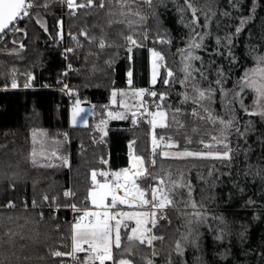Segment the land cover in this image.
I'll return each instance as SVG.
<instances>
[{"label": "trees", "instance_id": "trees-1", "mask_svg": "<svg viewBox=\"0 0 264 264\" xmlns=\"http://www.w3.org/2000/svg\"><path fill=\"white\" fill-rule=\"evenodd\" d=\"M81 1L85 7L67 20L68 37L63 41L58 27L63 6L57 0H32L30 18L15 25L19 31L13 29L0 37V264H63L52 253L70 245L71 202L91 208L92 171H122L132 155L150 166L139 180L142 188L155 186L157 176L171 174L172 180H178L183 173L198 207L169 206L164 211L167 218L158 220L153 229V234L164 237L153 241L155 256L151 247L124 239L122 226L121 248H113L115 261L264 264V118L247 115L238 99L231 105L241 131L251 123L245 137L234 132L229 135L234 150L231 159L164 158L160 152L168 148L163 146L153 156L146 114L137 122L108 119L113 92L150 87L157 93L151 98L152 111L159 110L156 105L160 104L170 125L155 128L157 138L168 141L171 137L177 146L170 149L176 152L203 149L197 141L210 140L205 133L218 134L215 129L221 126L194 119L191 111L196 105L191 100L184 103V94H195L194 83L201 89L222 87L229 99L233 89L240 91L237 85L244 73L256 67L255 57L264 56V0H191L198 9L200 27L196 31L207 33L201 47L193 50L201 59L192 65L202 69L206 79L193 72L195 79L186 85L180 83L185 75L183 50L194 33L187 26L193 17L185 0H151L150 5L145 0L124 4L121 0H93L91 6L87 0ZM205 14L207 28L203 27ZM237 28L241 30L237 32ZM127 36L141 47L129 51ZM145 36L154 39L156 47L157 38L167 40L161 47L167 65L160 68L154 85L150 84L148 54L142 47ZM67 48L72 49L68 59ZM166 69L173 71L168 84L164 83ZM218 78L222 85L215 83ZM26 83L30 86L25 87ZM67 83L76 92L73 98L91 108L87 126H70L68 99L61 90ZM161 93L165 94L163 102ZM241 95L245 105L252 104L250 89ZM224 99L217 91L211 107L227 120L232 113L227 112ZM145 107L146 102L142 113ZM177 108L185 125L179 130L172 122ZM193 127L200 131L193 133ZM33 133H46L40 137L46 158L38 155L35 164L32 151H39L40 145L34 144ZM185 134L193 143H187ZM52 151L57 155L51 156ZM59 156H67L70 166ZM68 190L72 199L65 195ZM181 191L186 193V189ZM193 211H199L203 219L189 225L184 213ZM189 228L192 235L184 240L182 234L187 235ZM177 242L183 247L182 254L175 250Z\"/></svg>", "mask_w": 264, "mask_h": 264}, {"label": "snow or ice", "instance_id": "snow-or-ice-1", "mask_svg": "<svg viewBox=\"0 0 264 264\" xmlns=\"http://www.w3.org/2000/svg\"><path fill=\"white\" fill-rule=\"evenodd\" d=\"M70 9L76 7H84V4H76L75 0H65ZM93 0H87V5L91 6ZM122 4L126 3L127 0H121ZM135 2V0H132ZM149 5L151 0H145ZM187 8L192 12V21L187 25L192 33H194V38L189 41L188 48L183 50L184 57V67L182 71L184 72V78L180 81L181 84H187L193 81L195 78L193 72H199L201 78L206 79L202 69H196L192 65V61L200 60L201 58L194 54V49H199L201 47V41L204 39V35L196 31L197 27H200L198 23V17L196 15L198 9L191 3V0H185ZM34 7L32 0H0V33H4L5 30L19 31V28H15L16 23L23 19L24 17L30 18V9ZM100 7L103 8L104 4L101 3ZM138 15V13H136ZM214 15V13H213ZM227 15V13H225ZM143 19V17H141ZM209 23V17L205 14V24L203 27L207 28ZM244 21H241L243 24ZM11 26V27H10ZM241 29L237 28L236 31L239 32ZM195 37H199L196 39ZM126 39L131 45H136L137 41L133 39L132 36H127ZM147 39V36H145ZM219 43V40L217 41ZM101 47L104 44L101 43ZM71 51V49H69ZM131 51V48H129ZM154 57L152 65V83L155 84L157 80L158 69L160 67H166L163 64L165 57L160 53L153 51ZM256 67L247 70L244 76L241 78L240 83L237 85L236 89H233L231 93V99H229L228 93L222 88L214 89L209 86L206 89H201L198 84H193L194 95L189 96L187 93L184 94V103L189 100L192 101L196 107L191 111V116L194 119H198L205 123H211L213 125L219 124L221 127L215 129L218 134H209L211 136L210 140H204L201 138L198 143L203 145L201 150H188L177 151L170 153L168 151L161 150L160 155L164 158H174L183 159L186 157L193 158H212V159H231V154L233 149L230 147L229 135L231 133L237 134L239 137H245L246 133L251 130V123L241 131L238 126V122L235 116V109L231 105L238 99L240 108L249 116H260L264 118V56L255 57ZM167 78H165L164 83L168 84L169 79L173 77V71L171 69H166ZM131 84V81H129ZM215 83L217 85H222L223 80L218 78ZM13 88L17 87L15 80H13ZM29 84H25V87H29ZM244 89H250L252 92V104L245 105L243 102V97L241 95ZM219 91L224 97L225 108L228 113L232 115L225 120L224 118L215 114L212 110L211 104L214 100L216 92ZM71 94V93H70ZM145 90H139L134 93L135 96L143 97ZM149 94L152 97H156L157 93L155 91H150ZM116 92L112 93L113 103H116ZM126 95L121 93V96ZM160 101L163 102L165 99V94L161 93L159 97ZM121 106L125 105L121 103ZM138 108L144 107L143 101L137 105ZM156 108L158 111H149L146 107L144 108L143 114H146L151 119L149 123L152 125L153 129L159 125L162 128H167L170 125L166 122L168 120V113L161 109V105L157 104ZM85 113V109L80 107V101L77 99L74 102L72 120L73 124L86 121L83 120L82 114ZM181 113V109L177 108L172 115V122L177 125V130L184 128V123L179 119L178 114ZM108 115L112 117L114 114L109 112ZM133 116L136 113L133 112ZM79 117V120H78ZM116 118H120V114H116ZM135 122V121H133ZM193 133L200 131L198 127L191 128ZM46 133H33L34 144L40 145V150L37 151L35 148L32 151L33 164L37 163L36 157L38 155L44 156L45 148L43 140L40 137L45 136ZM185 139L187 143H193L190 136L185 134ZM160 141H164V137L159 138ZM152 154L157 155L156 149L160 147V143L157 141V137L153 135L152 137ZM176 143L172 141L171 137H168V142L164 144L165 148L176 147ZM51 156H56L57 153L52 151ZM103 162V161H102ZM67 163V161H65ZM153 166H155V160L152 161ZM147 170L144 168V159L142 157H133V164L130 168H125L119 172L108 173L101 171L97 173L95 170L91 173V180L93 188L89 192L91 197V204L94 210H90L87 207L78 208L75 204L71 207L74 211L79 212L80 215L72 225V235H71V250L67 253L61 251H55L52 253L55 257L68 256L72 260L79 262V264H134L132 260L121 258L118 262L114 260L113 248H121L122 236L121 229L122 225L125 228V236L128 242L137 241L139 244H146L148 247H152L153 241L163 240V236H156L152 234V229H154L160 219H166L164 209L166 207L172 206L179 208L183 206L184 208L191 207L192 209H197L198 205L193 199V188L190 183H188L184 177L183 173L180 174L178 180H172L171 174L167 177L157 176V184L151 187L150 191L142 190L136 182V177L143 175ZM104 177L103 180H98L97 176ZM111 176V179H109ZM167 180V183H166ZM186 189V193L181 191ZM123 193L121 195L120 193ZM71 193L65 192L68 196ZM186 197V198H185ZM47 199V197H45ZM119 205H127L131 211H121L119 210ZM13 205H9L12 207ZM159 212V214H158ZM187 224L191 225L194 222H199L203 219L202 214L199 211H193L191 213H184ZM194 219H188V217ZM126 221L134 222V227L130 229L125 224ZM151 225V227H149ZM192 229L189 228L187 235L182 234L184 240H188V237L192 235ZM194 242V240H193ZM86 246V247H85ZM127 250V249H125ZM176 252L182 254L183 247L180 242L176 243ZM86 253V257L83 259L78 258L79 253ZM157 253L153 249L152 255L155 256ZM146 264H153L152 260H147Z\"/></svg>", "mask_w": 264, "mask_h": 264}, {"label": "built area", "instance_id": "built-area-1", "mask_svg": "<svg viewBox=\"0 0 264 264\" xmlns=\"http://www.w3.org/2000/svg\"><path fill=\"white\" fill-rule=\"evenodd\" d=\"M60 2H61V4H62V6H63V12H62V16H61V18H60V20H59V22H58V27H59V34H60V38H59V40L60 41H63L66 37H68V30H67V25H66V22H67V20L69 19V18H71V17H73V16H75V15H77L78 14V12L81 10V9H83V7H76V8H74V9H70L69 7H68V5H67V3L65 2V0H59ZM75 3L76 4H83L82 3V1L81 0H75ZM85 7V6H84ZM154 43H155V40L154 39H150V38H148L147 37V39H146V42H145V45L144 46H142L146 51H147V54H148V58H149V64L150 63H153V61H154V57H153V55H152V53H153V51H156V52H158L157 51V48H156V46H154ZM138 44V43H137ZM139 45V44H138ZM129 48H131V49H133V48H136V47H141L140 45L139 46H136V45H131L130 43H129ZM69 49H71V48H67V51H66V58L68 59L69 57H68V54L71 52V51H69ZM72 50V49H71ZM69 67V66H68ZM67 73V72H66ZM13 88V87H12ZM12 88H10V89H5V90H12ZM61 90L65 93V95H66V97H67V99H68V109L69 110H71V109H73V107H74V102L77 100V99H74L73 98V96H75L76 95V92L74 91V90H72V89H70V87H69V84L67 83V84H65V86L64 87H62L61 88ZM150 91H153L150 87L149 88H147V89H145V94H144V98L146 99V108L149 110V111H151V98H152V96L149 94V92ZM71 93V94H70ZM80 101V100H79ZM80 103H81V101H80ZM151 118L150 117H148V122H149V120H150ZM150 124V123H149ZM150 132H151V134H150V144H151V149L153 148V143H152V137H153V135H155L156 136V132H155V130H150ZM157 137V136H156ZM157 141H158V143H160V146H163L164 147V144L166 143V142H168L167 140H165L164 139V141H160L158 138H157ZM66 192H69V193H71L70 195H68L67 197H69L70 199H72V196H73V194H72V191L71 190H68V191H66ZM121 195H123V193L121 192L120 193ZM74 203H72L71 202V204H70V206H69V208H68V211H69V213H70V227H71V232H72V225H73V223L76 221V219L78 218V216L80 215V213L79 212H76V211H74L73 209H72V205H73ZM77 206V205H76ZM78 208H85V207H80V206H77ZM167 208L168 207H166L163 211H165V210H167ZM88 209H90V210H94L93 208H88ZM119 210H121V211H128V210H132V209H129L128 208V206L127 205H119ZM71 250V241H70V245H69V247H67V250H62V249H58L57 251H61V252H65V253H67V252H69ZM82 254H84L83 252L82 253H79L78 254V258L79 259H82ZM58 258H60V259H62L63 260V264H79V262H78V260L77 261H74V260H72L70 257H68V256H61V257H58Z\"/></svg>", "mask_w": 264, "mask_h": 264}, {"label": "rangeland", "instance_id": "rangeland-1", "mask_svg": "<svg viewBox=\"0 0 264 264\" xmlns=\"http://www.w3.org/2000/svg\"><path fill=\"white\" fill-rule=\"evenodd\" d=\"M57 1H59V0H57ZM60 20V19H59ZM59 22V21H58ZM60 33V32H59ZM59 38H60V34H59ZM156 41H157V51L158 52H160L162 55H163V53H162V49H161V47H163L164 45H167V40L164 38V37H160V38H157L156 39ZM163 45V46H162ZM164 56V55H163ZM165 57V56H164ZM163 64L166 66L167 65V59H166V57H165V60L163 61ZM161 68V67H160ZM159 68V69H160ZM159 72H160V70H159ZM159 75V74H158ZM165 77L167 78V71L165 70ZM151 79H152V72H151ZM169 79V78H168ZM139 99L137 100L136 99V97H135V103H137L138 105L140 104V102L141 101H143V105H145V98H144V96L143 97H138ZM120 100H122V99H118L117 97H116V103H113V96H112V99H111V105H112V107H115V106H117V105H120L121 103H123V100H122V102L120 101ZM125 104V103H124ZM151 107H152V101H151ZM129 106V105H128ZM80 107L81 108H83V109H85V113H83L82 114V116H83V120L84 121H86V123H84V122H79V123H77V124H73V120H72V114H73V109H71L70 111H69V117H70V124L71 125H73V126H87L88 125V122H89V117L92 115V111H91V108L89 107V106H87V105H84L83 103H80ZM129 107H131V105L129 106ZM143 108V107H142ZM151 111H152V108H151ZM158 111V110H157ZM133 112H137L136 110L134 111H132V114L131 115H133ZM142 110H141V108H139V110H138V114L134 117V119H133V121H135V122H137V120L138 119H140L141 117H142ZM117 114V113H116ZM116 114L115 115H113L112 117H108V119L110 118H116ZM78 120H79V117H78ZM147 120H148V118H147ZM105 125V124H104ZM157 127H160L159 125H157ZM156 127V128H157ZM150 130H155V129H153V127H152V125L150 124ZM162 147V146H161ZM149 149H150V153H151V155H152V149H151V144H150V146H149ZM166 151H168V152H170V153H174V152H176V151H173L172 149H170V148H168V149H166ZM133 157H136V156H134V155H132V159H133ZM59 158H60V160L62 161V163H64L66 166H70V161H69V158L67 157V156H59ZM65 161H67V163H65ZM148 163H150V161L148 162ZM151 165V164H150ZM144 168L147 170V168H150V166H149V164H147V166L145 165V162H144ZM146 173V172H145ZM145 173L143 174V175H141V176H138V177H136V182H137V184L140 186V188L142 189V190H147V189H144V188H142V186H141V184H140V182H139V180L145 175ZM104 178V177H103ZM109 178L111 179V176H109ZM97 179H98V177H97ZM151 187H154V185L153 186H149V189L147 190V191H150L151 190ZM92 190V189H91ZM90 200H91V197H90ZM126 211V210H125ZM128 211H131V210H128ZM159 213V212H158ZM127 222V221H126ZM149 227H150V225H149ZM152 234H153V229H152ZM145 246H147L146 244H144ZM151 249H153V245H152V247H151ZM194 264H199L197 261H195L194 262Z\"/></svg>", "mask_w": 264, "mask_h": 264}, {"label": "crops", "instance_id": "crops-1", "mask_svg": "<svg viewBox=\"0 0 264 264\" xmlns=\"http://www.w3.org/2000/svg\"><path fill=\"white\" fill-rule=\"evenodd\" d=\"M152 65H153V63H150V84L151 85H154L153 83H152V79H151V72H152ZM159 70L160 69H158V74H159ZM158 74H157V79H158ZM156 82H157V80H156ZM139 91V90H138ZM136 91H134V92H125V91H123V92H116L117 93V95H116V97L118 98V99H122L123 100V104L125 105L124 107H122L121 106V104L120 105H117V106H115V107H113L112 108V110L110 111L111 113H113L114 115L117 113V114H120V118H116V119H124V118H132V119H134V116L133 115H131L132 114V111L134 110H136L137 112H136V115L138 114V110H139V108L137 107V103H135V100L137 99H139L138 98V96H135L134 95V93H135ZM121 93H125L126 95H123V96H121ZM135 97H136V99H135ZM122 100H120L121 102H122ZM131 105V107H129V106ZM141 110H142V108H141ZM70 114V113H69ZM91 117V116H90ZM89 117V118H90ZM114 117V116H113ZM147 118H148V116H147ZM111 119H114V118H111ZM69 123H70V117H69ZM70 126H73V125H71L70 124ZM133 162V159L131 158V160H130V163H132ZM130 163H129V165H130ZM101 172V171H100ZM99 173V172H98ZM98 177V180H101L100 178H99V175L97 176ZM101 177V176H100ZM89 200H90V196H89ZM90 206H91V208H93V206H92V204H91V200H90ZM125 224L126 225H128L130 228L131 227H134V222H132V221H127V222H125ZM123 226V225H122ZM150 227H151V225H150ZM72 233V232H71ZM86 247V246H85ZM86 253H84V254H82V259L84 258V257H86Z\"/></svg>", "mask_w": 264, "mask_h": 264}, {"label": "water", "instance_id": "water-1", "mask_svg": "<svg viewBox=\"0 0 264 264\" xmlns=\"http://www.w3.org/2000/svg\"><path fill=\"white\" fill-rule=\"evenodd\" d=\"M11 27V26H10ZM9 30H5V32L4 33H0V37L2 36V35H4L6 32H8Z\"/></svg>", "mask_w": 264, "mask_h": 264}, {"label": "bare ground", "instance_id": "bare-ground-1", "mask_svg": "<svg viewBox=\"0 0 264 264\" xmlns=\"http://www.w3.org/2000/svg\"><path fill=\"white\" fill-rule=\"evenodd\" d=\"M132 164H133V162H132V163H130V165H129L127 168H130V167L132 166Z\"/></svg>", "mask_w": 264, "mask_h": 264}]
</instances>
